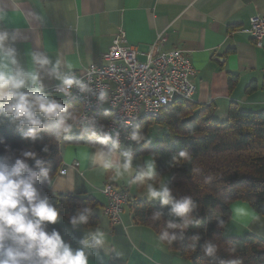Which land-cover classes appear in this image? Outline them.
I'll return each mask as SVG.
<instances>
[{
    "label": "crops",
    "instance_id": "0c3cea01",
    "mask_svg": "<svg viewBox=\"0 0 264 264\" xmlns=\"http://www.w3.org/2000/svg\"><path fill=\"white\" fill-rule=\"evenodd\" d=\"M7 15L0 21V30H18L22 38L15 43L19 59L30 68V53L47 51L72 63L81 75L91 64L103 65V56L111 48L120 29L127 42L138 50L146 61L150 47L160 36L166 42L162 52L180 49L187 52L195 69L192 78L196 85L193 103L215 104L214 117L226 118L229 106L238 104L248 111H264V46L258 47L249 33L250 19L264 17V0H3ZM20 4L25 12L36 13L40 20H25L15 15L11 4ZM230 75H237V84L229 86ZM256 82L258 90L248 94L247 88ZM45 92L58 85V81L44 77ZM77 137L76 135H70ZM136 157L134 163L142 164L149 155H138L140 146L131 145ZM83 150V151H82ZM85 154L91 146L69 145L63 148L62 167H68L66 176L53 179L51 192L72 196H93L99 202L98 225L108 233V243L115 245L124 256H108L103 250H93L89 264H192L169 246H160L157 232L149 226L138 225L133 216L142 189H130L123 181H111L108 173L94 170ZM74 162L79 169L72 168ZM60 168V169H61ZM167 180L168 176H164ZM107 183L131 194L124 207L121 223L111 228L104 214L107 199L102 190ZM158 201V200H157ZM154 202V201H151ZM232 216V212H231ZM61 227L62 238L73 249L80 247L79 240L88 227H73L62 217L56 222ZM97 225V226H98ZM94 228V227H93ZM255 235L264 239V226L252 223L241 228L230 222L225 238H243Z\"/></svg>",
    "mask_w": 264,
    "mask_h": 264
},
{
    "label": "clouds",
    "instance_id": "9594fccd",
    "mask_svg": "<svg viewBox=\"0 0 264 264\" xmlns=\"http://www.w3.org/2000/svg\"><path fill=\"white\" fill-rule=\"evenodd\" d=\"M7 7L0 0V21L5 19ZM11 7L15 15L22 14L25 20L41 19L36 13L25 12L20 4L13 3ZM21 38L18 30H0V117L20 131L26 141H36L41 133H47L56 143L62 144L78 128L81 138H87L91 145V154H85V159L94 170L101 175L108 173L109 180L123 181L130 189H142L141 197H147L149 202H160L161 208L151 216L154 224L164 219L163 208L170 206L167 215L172 219L167 220L166 226L156 234L158 245L171 247L175 242L183 244L187 240V247L196 252L202 234L196 232L186 236V230L200 224L194 215L197 202L191 195L179 198L173 195L166 178L158 174L156 154H150L142 164L134 163L133 148L122 144L118 130L105 131L95 117L71 111V105H65L45 92L44 77L58 81L55 91L65 97H72L73 89L78 88L81 94L91 93L98 104L104 105L109 102V92L104 88L97 91L92 87L91 79L82 78L72 63L59 56L53 60L47 51H32V66L25 68L15 47ZM189 134L195 135L196 132L189 129ZM126 139L135 144L151 143V138L139 125L131 127ZM0 144L11 152L2 137ZM42 150L47 153L49 146L45 145ZM29 159L34 161V167L27 163ZM185 163L192 165L190 172L193 176L200 174L201 169L195 166L188 150L172 155V166ZM41 179L53 184L48 162L36 151H23L14 161L10 156H0V264H89L93 250H103L108 256H124L115 245L108 243V233L99 225L87 228L77 249H73L59 231L49 232L48 224L58 221L59 210L38 191L36 185ZM213 180L214 177H206L205 183L210 184ZM228 203L232 224L241 228L252 223L264 226V214L258 213L249 202L235 200ZM97 211L91 204L78 208L69 217V223L74 228L89 225L90 218ZM215 219L218 228L228 231L229 221L219 216ZM200 250L210 258V264L217 261L218 264H243L240 258L220 259L219 245L212 241L205 242ZM225 250L234 255L237 246L232 244Z\"/></svg>",
    "mask_w": 264,
    "mask_h": 264
},
{
    "label": "trees",
    "instance_id": "16d2710c",
    "mask_svg": "<svg viewBox=\"0 0 264 264\" xmlns=\"http://www.w3.org/2000/svg\"><path fill=\"white\" fill-rule=\"evenodd\" d=\"M237 75H230L229 86L232 89L237 84ZM258 90L253 82L246 90L248 94ZM71 111L79 112L76 102H68ZM215 104L198 105L193 101H177L164 108L156 118L145 119L140 127L143 131L148 125L155 124L168 131L163 138L155 143H140L138 155L156 154L157 171L161 176H168L166 183L177 198L191 195L197 202L194 215L200 220L199 226L186 230V236L196 232L202 234L197 244V251L192 252L187 247L188 241L175 242L169 247L180 253L192 264H210V258L200 250L207 241L219 245L218 257L229 260L240 258L243 264H264V239L249 234L243 238H225L223 229L217 227L215 217L225 221L231 218V208L228 202L244 200L251 204L260 214H264V111L255 112L241 108L232 103L229 106L225 120L218 121L214 117ZM194 129L196 134H189ZM0 137L10 146L0 144V156H10L14 161L23 151H36L48 162L52 180L59 174L62 166L63 148L69 145L91 146L87 138L72 137L58 144L47 133H41L36 141L24 140L22 133L10 125L5 118L0 117ZM49 146L45 153L42 149ZM135 145V143H134ZM180 150H188L193 157L195 166L201 169L197 176L190 172L191 164L172 166L171 157ZM34 167V161H27ZM214 177L212 183H205L206 177ZM41 196L48 197L50 203L59 210V217L69 222V217L78 208L91 204L97 208L99 202L93 196H72L54 194L51 184L43 179L36 185ZM170 206H165L164 219L155 224L151 220L152 213L161 208L159 201H137L133 206V216L138 225L149 226L157 233L172 219L167 215ZM98 217L93 214L89 225L96 227ZM57 230L61 233L59 224H48V231ZM235 244L237 252L233 255L225 249ZM218 264V261L216 262Z\"/></svg>",
    "mask_w": 264,
    "mask_h": 264
},
{
    "label": "built area",
    "instance_id": "2783aa9c",
    "mask_svg": "<svg viewBox=\"0 0 264 264\" xmlns=\"http://www.w3.org/2000/svg\"><path fill=\"white\" fill-rule=\"evenodd\" d=\"M249 33L258 47L264 46V17L253 16L250 19ZM165 36H160L150 47L146 61L138 60V50L129 45L126 33L120 29L109 51L103 56V65L91 64L81 74L86 81L91 79L92 87L106 89L110 94L109 102L100 105L91 93L81 94L74 88L72 97L56 93V87L47 93L65 104L76 102L80 113L95 117L105 131L116 129L124 146L133 145L126 139L131 127L145 120L156 118L164 108L177 101H193L196 85L192 78L195 69L187 52L174 49L162 52ZM109 115H105V113ZM102 134V133H101ZM74 162L72 168L79 169ZM68 167L59 170L60 176H66ZM107 199L104 209L111 228L121 223L124 207L131 201V194L126 189H119L107 183L102 190Z\"/></svg>",
    "mask_w": 264,
    "mask_h": 264
},
{
    "label": "rangeland",
    "instance_id": "374dc122",
    "mask_svg": "<svg viewBox=\"0 0 264 264\" xmlns=\"http://www.w3.org/2000/svg\"><path fill=\"white\" fill-rule=\"evenodd\" d=\"M139 60L143 61V58L140 56ZM167 131L168 130L166 128H163L155 124H151L147 126L144 132L151 138V143H155L156 141L161 140L163 136L167 133ZM71 135H76L79 137L80 136L79 129L78 128L74 129ZM137 146H140V144H137Z\"/></svg>",
    "mask_w": 264,
    "mask_h": 264
}]
</instances>
